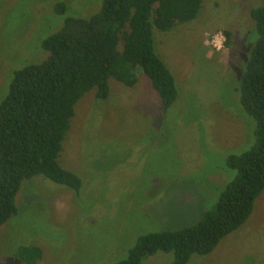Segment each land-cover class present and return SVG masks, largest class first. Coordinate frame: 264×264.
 Instances as JSON below:
<instances>
[{
	"label": "rangeland",
	"instance_id": "374dc122",
	"mask_svg": "<svg viewBox=\"0 0 264 264\" xmlns=\"http://www.w3.org/2000/svg\"><path fill=\"white\" fill-rule=\"evenodd\" d=\"M57 1L0 0V102L14 70L46 56L41 40L62 24ZM65 2L80 17L101 4ZM263 4L203 0L192 20L153 27L154 51L177 88L169 107L139 69L132 86L110 77L105 99L94 87L84 93L57 158L81 178V189L42 174L23 180L16 214L0 225V264H21L19 245L41 248L35 264H114L141 234L195 224L236 174L227 156L254 143L255 120L239 104L237 87L257 39L250 11ZM217 32L225 38L220 51L212 44ZM173 257L157 251L141 264H171ZM187 264H264V189L241 226Z\"/></svg>",
	"mask_w": 264,
	"mask_h": 264
},
{
	"label": "trees",
	"instance_id": "16d2710c",
	"mask_svg": "<svg viewBox=\"0 0 264 264\" xmlns=\"http://www.w3.org/2000/svg\"><path fill=\"white\" fill-rule=\"evenodd\" d=\"M202 2L101 0L86 17L68 14L65 0L54 3L53 11L63 18L59 29L41 40L46 56L14 70L0 102V225L16 214L23 180L36 174L80 191L81 178L57 158L74 105L88 90L94 87L95 97L105 99L110 77L132 86L139 69L165 107L175 101V80L154 51L152 29L166 31L192 20ZM250 16L257 39L237 90L239 104L255 120L254 143L227 156L226 165L236 174L195 224L141 234L114 264H141L157 251H172L171 264L206 255L245 222L264 189V4L251 9ZM224 34L228 44L230 32ZM16 252L21 264H35L42 256L37 245H19Z\"/></svg>",
	"mask_w": 264,
	"mask_h": 264
},
{
	"label": "clouds",
	"instance_id": "9594fccd",
	"mask_svg": "<svg viewBox=\"0 0 264 264\" xmlns=\"http://www.w3.org/2000/svg\"><path fill=\"white\" fill-rule=\"evenodd\" d=\"M224 41L225 38L222 33L217 32L212 36V44L216 51H220L224 47Z\"/></svg>",
	"mask_w": 264,
	"mask_h": 264
}]
</instances>
